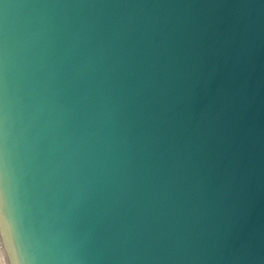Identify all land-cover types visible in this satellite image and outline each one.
Returning a JSON list of instances; mask_svg holds the SVG:
<instances>
[{
	"label": "water",
	"instance_id": "1",
	"mask_svg": "<svg viewBox=\"0 0 264 264\" xmlns=\"http://www.w3.org/2000/svg\"><path fill=\"white\" fill-rule=\"evenodd\" d=\"M0 264H264V0H0Z\"/></svg>",
	"mask_w": 264,
	"mask_h": 264
}]
</instances>
